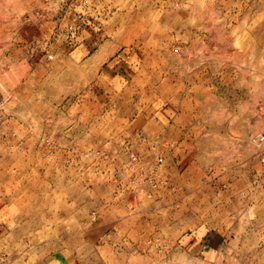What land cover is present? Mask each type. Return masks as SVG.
I'll return each mask as SVG.
<instances>
[{
	"label": "rangeland",
	"instance_id": "1",
	"mask_svg": "<svg viewBox=\"0 0 264 264\" xmlns=\"http://www.w3.org/2000/svg\"><path fill=\"white\" fill-rule=\"evenodd\" d=\"M0 264H264V0H0Z\"/></svg>",
	"mask_w": 264,
	"mask_h": 264
}]
</instances>
